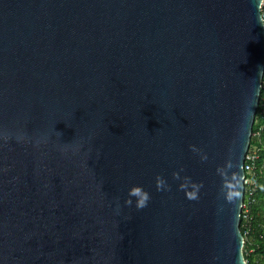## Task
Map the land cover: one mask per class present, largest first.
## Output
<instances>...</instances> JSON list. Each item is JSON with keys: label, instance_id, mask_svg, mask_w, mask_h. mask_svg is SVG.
I'll use <instances>...</instances> for the list:
<instances>
[{"label": "water", "instance_id": "1", "mask_svg": "<svg viewBox=\"0 0 264 264\" xmlns=\"http://www.w3.org/2000/svg\"><path fill=\"white\" fill-rule=\"evenodd\" d=\"M264 0H0V264H247Z\"/></svg>", "mask_w": 264, "mask_h": 264}, {"label": "trees", "instance_id": "2", "mask_svg": "<svg viewBox=\"0 0 264 264\" xmlns=\"http://www.w3.org/2000/svg\"><path fill=\"white\" fill-rule=\"evenodd\" d=\"M262 13L264 14V7ZM257 131L261 132V137L260 139L252 137L250 148L256 145L260 147V160L257 166V171L260 173L261 167L264 166V124L260 122L259 112L256 115L253 133ZM255 199L256 203L251 209L252 219L249 220L248 225L249 240L245 242L244 254L247 264H264V172L257 178ZM241 230L243 233V221Z\"/></svg>", "mask_w": 264, "mask_h": 264}, {"label": "built area", "instance_id": "3", "mask_svg": "<svg viewBox=\"0 0 264 264\" xmlns=\"http://www.w3.org/2000/svg\"><path fill=\"white\" fill-rule=\"evenodd\" d=\"M263 7H264V4H263ZM263 7H262V10H263ZM263 17H264V14H263ZM263 92H264V81L262 83V93L260 97V105L257 111V114L259 112L260 122H263L264 124V93ZM252 137L260 139L261 132L257 131L253 133ZM259 151H260V147L258 145L254 146L252 149L250 148L247 154L246 163L244 166L245 196H244V202L242 205V221H243V228H244L243 235L245 238V242L249 240L248 225H249V220L252 219L251 209L254 203H256L255 193L257 190V178L261 175L262 172H264V166L262 167L260 166L261 167L260 173L257 171L258 161L260 160Z\"/></svg>", "mask_w": 264, "mask_h": 264}]
</instances>
